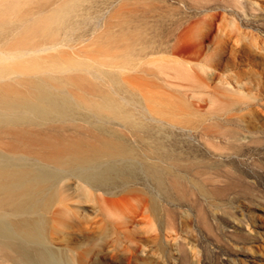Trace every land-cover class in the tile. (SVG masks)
I'll list each match as a JSON object with an SVG mask.
<instances>
[{
  "label": "bare ground",
  "instance_id": "obj_1",
  "mask_svg": "<svg viewBox=\"0 0 264 264\" xmlns=\"http://www.w3.org/2000/svg\"><path fill=\"white\" fill-rule=\"evenodd\" d=\"M94 1L0 0V264H75L52 241L86 219L82 205L110 218L134 202L133 223L152 184L159 215L171 177L177 193L190 177L216 199L243 197L258 161L247 160L264 155V60L252 65L222 22V8L246 4L125 3L97 41L110 58L99 61L76 50Z\"/></svg>",
  "mask_w": 264,
  "mask_h": 264
},
{
  "label": "rangeland",
  "instance_id": "obj_2",
  "mask_svg": "<svg viewBox=\"0 0 264 264\" xmlns=\"http://www.w3.org/2000/svg\"><path fill=\"white\" fill-rule=\"evenodd\" d=\"M148 1L95 0L84 3L89 8V21L84 30L76 33L86 34L76 50L81 49L99 61L102 56L109 60L105 40L101 46L97 41L102 39L113 21L114 10L126 3L128 8L136 5L141 11ZM241 2L248 9L232 12L222 8V22L225 31L239 30V39L232 41V46L240 49L244 44L251 64L257 67L258 62L264 60V0ZM169 4L174 5L173 1ZM214 4L223 6L222 3ZM170 21L169 17L165 29L171 28ZM146 22H149V28L158 27L153 17H148ZM225 55L231 58L230 53ZM261 84L258 105H264V83ZM232 87L230 84L229 88ZM255 109L259 126L264 130V112L260 106ZM174 131L167 142L174 141L179 135L178 129ZM254 160H258L252 166L254 173L248 174L241 183L243 197L229 193L216 199L207 185L190 177L180 178L186 192L177 193L172 189L171 177L159 199V215L154 209L150 184L148 206L136 215L133 223L129 217L131 210L137 208L134 202L114 210L110 218L100 216L92 203H86L81 208L86 212V219L73 228L60 229L53 237L52 245L66 250L75 264H264V155L253 156L247 161L252 165Z\"/></svg>",
  "mask_w": 264,
  "mask_h": 264
}]
</instances>
